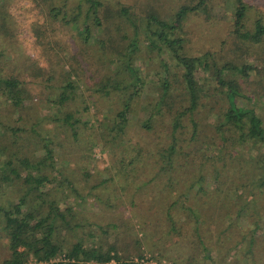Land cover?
<instances>
[{
  "label": "trees",
  "instance_id": "1",
  "mask_svg": "<svg viewBox=\"0 0 264 264\" xmlns=\"http://www.w3.org/2000/svg\"><path fill=\"white\" fill-rule=\"evenodd\" d=\"M32 1L37 6L39 2V15L44 20L40 25L35 24L32 31L37 44L46 47L41 48V56L45 57L48 67L43 68L35 61H24L19 65L18 74L0 78V98L7 105V113L24 109L26 101L32 99L21 77L42 78L49 84H61L58 95L50 103L59 108L66 106L67 111L49 116L50 119L48 116L37 119L31 127L22 120V127H6L0 120V235L4 237L8 250V255L0 264H27L30 259L34 260L33 264H142L132 260L134 256L142 260L143 254H146L140 240L133 245L134 254L122 256L115 242H89L94 233L90 231L85 236L83 223L71 224L76 218L75 200H66L63 208L58 206L61 197L65 196L64 189L74 190L73 181L67 176L64 179L61 177V168L58 167L62 159L61 150L72 148L79 142L77 136L80 130L93 128L89 120H82L89 114L90 107L95 112L99 111L95 100L90 97L83 99L80 95L83 84L111 102V97L118 99L109 118L99 122L95 129L102 151L107 147H122V139L134 127H139L143 143L151 141L150 137L157 136L160 131L155 123L163 109L169 125L167 129L171 141L168 144L157 141L152 156L156 171L147 182L144 179L138 185L131 177L134 169L129 171V165H124L122 159L119 161L123 179L130 180L134 185L132 192L140 200L134 201L137 198L132 195L133 200L115 198L110 203L111 198L106 197L109 202L107 207L113 209L127 202L137 214V224L147 232L152 229L155 233L160 231V227L167 226L165 234L174 236L173 233L179 234L193 226L198 245L204 251L209 250L207 245H211L216 232H227L224 242L227 240L226 245H232L227 249V255L236 253V249L239 251L244 245L243 257L248 261L245 263L253 261L256 237H260L259 243L264 239V122L254 109L239 105V99L244 97L236 77L248 79L257 69L251 62L241 63L239 57L245 54L243 50L264 44V14L257 13L249 26L252 8L242 0H193L169 9L157 5L159 0H140L131 6L118 1L111 6L107 0ZM224 8H228V16L232 20L228 22L227 35L233 46L230 54L234 57L216 61L209 52L198 56L188 54L184 31L187 21L193 16H203L206 21H222L224 18L218 16ZM44 28H49L52 34L50 41L42 36ZM59 29H62L60 33ZM55 32L65 36V40L54 35ZM74 49L81 53H75ZM92 50L103 60L100 61ZM142 53L161 60L164 56L180 71L181 100L172 92L168 76L171 75L170 67L162 64L164 80L155 88L158 92L155 103H140L147 85L155 81L147 79L149 74L143 72L142 66H135ZM199 71L210 75L217 85L216 90L224 94L227 107L215 117L213 131L205 132L197 139L200 132L197 120L200 117L196 115L203 107L201 98L204 95L197 80ZM156 74L161 75L160 72ZM227 74H231L229 80L225 79ZM86 80L89 82L86 83ZM71 104L74 108H70ZM135 111L141 116L145 113L144 118L135 121L138 115H134ZM186 119L192 130L189 141L197 150L205 148L206 152L200 156L204 163L222 162L224 166L227 160L235 161V164H229L233 170L227 180H220L223 170L215 169L203 181L201 174L208 164L201 170L202 165L197 164L198 157L194 156L198 152L179 154L178 137ZM47 121L53 124L52 129L44 128ZM231 150L235 156H232ZM141 153L142 150H138V156ZM252 154L255 155L253 158ZM84 177L87 178L88 173H84ZM158 179L166 180L165 186L162 183L164 187L160 189L163 192L168 188V195L165 194L163 199L156 192ZM211 180L215 186L207 190ZM151 182L153 185L149 184ZM240 187L247 192L245 200L238 197ZM95 188L96 185L89 188L90 197L96 194ZM175 189V198L164 201L175 194ZM5 190L8 195L1 198ZM147 191L149 194L145 195ZM220 194L228 196L231 206L220 209L215 205ZM99 201H103L102 198ZM152 205H157V214L150 213ZM215 207L221 215L214 213ZM66 214L69 220L65 219ZM153 217L156 219L151 220ZM209 219L214 220L209 222ZM89 226L92 224L89 223ZM109 227L114 228L115 225L105 224L104 228H99L102 234H107ZM237 227L241 229L236 231ZM74 229L82 234L78 233L68 245L66 236L75 233ZM220 244L221 240L218 241ZM226 245L219 246V249H226ZM206 255L209 257V254ZM155 258L159 260L164 256L157 253Z\"/></svg>",
  "mask_w": 264,
  "mask_h": 264
},
{
  "label": "rangeland",
  "instance_id": "2",
  "mask_svg": "<svg viewBox=\"0 0 264 264\" xmlns=\"http://www.w3.org/2000/svg\"><path fill=\"white\" fill-rule=\"evenodd\" d=\"M117 1L131 6L136 1L140 0H107V3L113 6ZM151 1L153 2L155 0ZM190 1L193 0H159L157 5L169 9L176 5L188 4ZM242 1L252 8L248 21V25L251 26L257 13L264 14V0ZM39 5L38 2V6ZM38 6L37 3L32 0H0V27L3 26L0 29V78L7 77L6 75L9 74H18L17 72L20 70L19 65L26 60L35 61L43 68L48 67L44 61L45 57L41 56V48L45 49L46 47H41L37 44V38L32 31V27L35 24L40 25L44 22L43 17L39 15ZM227 10L228 8L220 10L218 17L224 18V20H218L219 22L217 20L206 21L203 16H193L187 21L184 31L186 32V50L188 54L191 56H198V54L209 52L212 57L216 58V61H222L223 59L230 60V58L234 57L233 54H230V49L233 48V46H231L227 35L229 28L228 22H232ZM60 31H62V29H59V33ZM54 35L61 40H65V36L59 35L57 32H55ZM42 36L50 41L52 34L49 32V28H44ZM73 51L75 53H81L76 49ZM92 51L100 61L103 60L102 57L99 58V55L94 50ZM243 51L245 54L239 57L241 63L251 62L257 69L248 79L242 80L238 76L236 77L239 83L240 93L244 97L239 99V105L254 109L264 122V44L254 45ZM139 58L140 60L138 63L136 62L135 66H142L143 72L149 74L148 77L146 76L147 79L155 80L147 85L146 92H144L145 94H142L144 96L139 99L140 103H155L158 93L155 88L158 86V83H162L164 80L165 73L162 64L170 67L171 75L168 76L170 77L171 89L174 96H178L181 100L180 94L182 85L179 83L178 79L180 71L173 66V63L164 58V56H162L161 60L147 53H142ZM156 72H160L161 75L158 76ZM230 76L231 74L225 75V79L229 80L231 78ZM21 78L25 80L26 86H24V88L32 100L29 99L30 101H26L24 109L7 113V105L5 101L0 98V120H2L6 127L19 128L22 127L21 125L24 121L27 123V126L31 127L37 119L40 120L45 116L49 118V116L52 117V115L62 114V112L67 111L66 106L64 108H59L50 103V101H53L58 95L60 83L49 84L42 81V78L35 80H33L32 77L28 78L26 76H22ZM197 80L204 93L201 98L203 107L199 109V113L196 115L197 118L200 117L197 120L200 127V132L197 134V139H199L203 133L213 131V127L216 124L215 117H218V115L223 112L227 107V102L224 100L222 91L216 90L217 85L211 80L209 74H202V72L199 71ZM88 82L89 81L86 80V83ZM80 95L83 99L90 97L91 100H95L99 111L95 112L94 108L92 106L90 107L89 114L84 116L82 120H89L91 127L94 125L93 128L80 130L77 136L79 142L72 146V148H63L61 150L60 156H62V159L61 164L58 165V167L61 168V177L64 179L67 176L69 180L71 179V181H73L72 186L74 190L70 191L65 188V196L61 197L58 206L63 208L66 200H68V202H73L75 200L78 206L74 205L76 218L72 220L71 224L77 222L83 223V234L85 236L92 231L94 234L91 238L92 240L89 242L102 244L115 242L117 246H119V253L122 256H126L129 253H135L133 245L135 241L140 240L139 242L143 245L142 249L146 251V254H143L142 260H138L135 256L132 257V260L142 264H264V239L259 243L258 240L260 237H256L255 245L253 246V261L245 263L248 261L243 257V251L246 249L244 245L239 248V251L237 248L235 251L236 253L227 255V249L232 246L226 245L227 240L224 242L225 236L228 235L226 234L227 232L217 233L215 231V235V232H213L214 236L212 238V243L211 245H207L209 250L204 251L198 245L196 231H194L193 226L191 229L185 228L179 234L175 235V233H173L172 235L174 236H167L165 234L167 226L164 228L160 227V231L157 230L155 233V230L152 229L147 232L137 224V214L134 213L135 210L132 207L130 208V206L127 205V202L113 209L107 207V204L113 202L115 198L123 201L129 199L133 200L132 195L137 198L132 192L134 185L129 182L130 180H124L122 177L121 173L123 172L120 169L121 163H119L121 159L124 165H129L127 168L129 171L134 169V171H131V177L136 180L138 185L140 181L146 179L147 182V180L153 176L156 171V166L153 164L154 158L152 156L154 155L157 141L162 140L165 141L166 144L171 141L170 131L167 129L169 126L168 120H165L166 117H164V115L166 113L163 109L155 123L156 128L160 129V131L157 136L150 137L151 141L143 143V137L138 133L139 127H134L130 132L128 131L127 136L122 139V147L118 149L107 147L102 151L101 145H98L100 142L96 140L97 134L95 129L99 126V122L109 118L112 112V106L114 109V104H117L118 99L117 97H111V102L110 99H106L100 94L88 90L84 84L81 86ZM72 107L74 108L73 104L70 105V108ZM107 108L108 110L105 111L104 109ZM136 114H138L137 111L134 112L135 116ZM138 115L135 117V121L142 120L145 113L143 116L139 115L140 117ZM104 124L107 123L105 122ZM52 126L53 124L47 121L44 128L52 129ZM183 126V131L178 137L180 138L179 147L181 149L179 154L183 155L186 152H193L194 150L198 152L194 156L198 157L197 164L202 165L201 170L208 164L207 169L203 170L201 174V179H203V181L206 180V176L209 173L212 174L215 169L223 170V175L219 177L220 180H227V177L229 178L231 175L230 172L233 170L231 165L235 164V161L227 160V164L224 163V166L222 162L214 164L211 162L204 163L203 158L200 156L201 153L206 152L205 148L197 150L189 141L192 130L188 119L183 120ZM60 136L62 137V135ZM158 137L160 139H157ZM129 141L130 143H127ZM91 144L94 146L91 147ZM138 150H142L141 156H138ZM259 150L262 152L261 147H259ZM231 153L233 156L234 152H232V150ZM252 155L253 158L255 155ZM135 160H139L141 163L139 164L138 162L136 164L137 161ZM84 173H88L87 178L84 177ZM103 182H107L105 183L106 185ZM158 182L159 185L156 186V192L157 195H161L163 199L165 194L168 195V188L166 187L163 192H160V189L165 186L164 182H166V180L158 179ZM162 183H164V186ZM149 184L153 185L152 182ZM173 184L176 185V181H173ZM95 185L96 188L95 190L92 189V192L94 193L95 191L96 194L94 193L93 197H90L89 188ZM214 186L213 181H209V188L207 190H212ZM173 191L175 194L169 195L164 201L175 198L177 191L176 189ZM147 194H149L148 191L145 195ZM237 194L238 197L240 196V200L246 199L247 192H243L241 187L237 190ZM7 195L8 193L5 190V192L1 194V198ZM106 197L111 198L110 200L108 199L109 202ZM63 198L65 199L64 202L62 201ZM99 198H102L103 201L98 202ZM146 198L149 199L150 197L146 196ZM136 200H140V197L134 201ZM83 201L85 202L82 203ZM89 202H92V204H89ZM215 205H218L219 208L222 209L225 206H231V200L228 196L225 197L224 194H220L219 198L216 199ZM156 207L157 205H152L150 208L151 214L158 213L156 212ZM217 210L218 207L214 210V213L221 215ZM65 219L69 220L68 214L65 215ZM155 219L156 217H153L151 220ZM213 220L214 219H209V222ZM154 222L155 221H152V223ZM89 223H91L92 226L88 227ZM105 224H114L115 227H109L108 233L102 234V230L99 227L101 226L104 228ZM211 226L214 227L213 224H211ZM239 227L235 228L236 231L241 229ZM74 231L75 233L66 236V243L68 245L72 243L74 237L80 233L78 229H74ZM80 234H82V232ZM220 240L222 244L218 245V241ZM225 245L226 249H219V246L223 247ZM157 253H162L164 258L157 260L155 258ZM206 253L209 254V257H207ZM7 255L8 250L6 248V241L4 237L0 235V262ZM167 258L173 259L175 262ZM33 263L34 260L30 259L27 264Z\"/></svg>",
  "mask_w": 264,
  "mask_h": 264
},
{
  "label": "built area",
  "instance_id": "3",
  "mask_svg": "<svg viewBox=\"0 0 264 264\" xmlns=\"http://www.w3.org/2000/svg\"><path fill=\"white\" fill-rule=\"evenodd\" d=\"M144 264H147V263H144Z\"/></svg>",
  "mask_w": 264,
  "mask_h": 264
}]
</instances>
